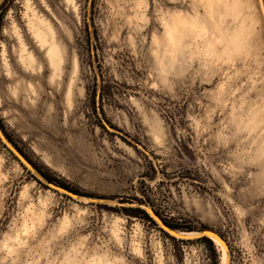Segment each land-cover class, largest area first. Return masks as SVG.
Wrapping results in <instances>:
<instances>
[{
  "label": "rangeland",
  "instance_id": "rangeland-1",
  "mask_svg": "<svg viewBox=\"0 0 264 264\" xmlns=\"http://www.w3.org/2000/svg\"><path fill=\"white\" fill-rule=\"evenodd\" d=\"M0 129V264H264V0H0Z\"/></svg>",
  "mask_w": 264,
  "mask_h": 264
},
{
  "label": "water",
  "instance_id": "water-1",
  "mask_svg": "<svg viewBox=\"0 0 264 264\" xmlns=\"http://www.w3.org/2000/svg\"><path fill=\"white\" fill-rule=\"evenodd\" d=\"M0 139L1 141L13 152V154L19 159V161L29 170L31 171H35L36 173H38L14 148L13 146L7 141V139L5 138V136L3 135L1 129H0ZM38 175L46 182V185L60 193H63L65 195H67L68 197L75 199V200H81L82 197H80L79 195H76L72 192H70L67 189H64L62 187H58L56 185L51 184L48 180L44 179L39 173ZM91 202H96V203H112V201L110 200H105V199H90ZM138 207L142 208L143 205L142 204H138ZM146 207V206H144ZM147 208V207H146ZM144 209V208H143ZM146 211V210H145ZM157 224L160 228H162L168 235L174 237V232L173 231H177L174 229H171L167 226H165L162 221L155 215V213L152 210H149V212L147 213ZM200 235L193 238V239H202V238H207L209 240H211V237H215L218 241L221 247H223L229 254V249L228 246L226 244V242L224 241V238L216 231L213 230H202L199 232ZM184 240H190V239H184ZM212 241V240H211ZM213 242V241H212Z\"/></svg>",
  "mask_w": 264,
  "mask_h": 264
},
{
  "label": "bare ground",
  "instance_id": "bare-ground-1",
  "mask_svg": "<svg viewBox=\"0 0 264 264\" xmlns=\"http://www.w3.org/2000/svg\"><path fill=\"white\" fill-rule=\"evenodd\" d=\"M43 36L44 35H42V36L40 35V38H39L40 44L38 46L40 48H45L47 50L46 51L47 59L50 62V64L52 65V67H53L56 58H58V50H57L56 44L54 42L50 43L48 38L47 37H43ZM29 57H30V59H32L34 61V57H33V55L31 53L29 54ZM143 208H144V210H146L147 213L149 212V210H151L148 207L146 208V207L143 206ZM173 232H174V237L177 238V236H175V232L176 231H173ZM183 236L192 237L193 235L192 234H183ZM178 239H184V238H178ZM211 240L213 241L214 244L217 243V245L220 246L219 241L215 237H211ZM226 263H227V257H226L225 252L223 251L222 255H221V264H226Z\"/></svg>",
  "mask_w": 264,
  "mask_h": 264
},
{
  "label": "trees",
  "instance_id": "trees-1",
  "mask_svg": "<svg viewBox=\"0 0 264 264\" xmlns=\"http://www.w3.org/2000/svg\"><path fill=\"white\" fill-rule=\"evenodd\" d=\"M44 178H46L49 182H52V183H55L56 185H58V186H60V187H62V188H64V189H67V190H70L69 188H67L65 185H63L62 183H59V182H56V181H54V180H52V179H49V178H47V177H45L44 176ZM71 192H74V191H72V190H70ZM76 193V192H75ZM140 203L139 204H141L142 203V201H139ZM123 210H125V212H131V213H140L143 217H145L149 222H151V223H153L154 225H156L155 224V222H154V220L144 211V210H142V209H139V208H135V209H123ZM170 228H172V229H174V230H179L180 228L179 227H177V226H175V225H170V224H167ZM199 241H201V242H204V243H206L207 245H209L211 248H213V242L211 241V240H209V239H207V238H202V239H199ZM215 264H217V263H215Z\"/></svg>",
  "mask_w": 264,
  "mask_h": 264
}]
</instances>
